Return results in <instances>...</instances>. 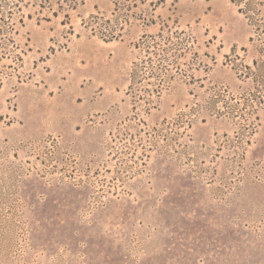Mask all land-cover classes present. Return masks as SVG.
<instances>
[{
	"label": "rangeland",
	"instance_id": "1",
	"mask_svg": "<svg viewBox=\"0 0 264 264\" xmlns=\"http://www.w3.org/2000/svg\"><path fill=\"white\" fill-rule=\"evenodd\" d=\"M254 2L0 0V264H264Z\"/></svg>",
	"mask_w": 264,
	"mask_h": 264
},
{
	"label": "trees",
	"instance_id": "2",
	"mask_svg": "<svg viewBox=\"0 0 264 264\" xmlns=\"http://www.w3.org/2000/svg\"><path fill=\"white\" fill-rule=\"evenodd\" d=\"M231 1L233 3H235V4H240V3L244 2V0H231ZM245 1L248 2L247 3V10L251 9V10H253L252 13L258 15L259 13H257V10H256L255 7L248 8L249 6H253L255 4V2H254L255 0H245ZM240 11H242V10H240ZM246 13H245V15H246ZM246 17H247V19L251 20L250 17H248V16H246ZM91 19L94 20L95 17L92 16ZM92 20H90V21H92ZM101 31H102L101 28H97V27L92 28V32L95 33L96 35H98L100 38H102L105 42H110V41H113V40H117L122 35V28H120L118 30L117 29L113 30L112 32H108V30L105 29V28L103 30L104 32H101ZM103 33H106V34H103ZM143 67L145 68V66H143ZM138 73H139V64L138 63H133L132 70H131V75H130V85L128 87V91L129 92H132V91L133 92H137L139 85L142 84L141 81H140V77H139ZM157 80H158V82L155 84V88L151 90L153 95L156 96V100L159 99L160 90L162 88H164V87H167V85H168L165 80L164 81L160 80V79H157ZM149 97H150V95H149ZM149 97L137 96V99H133V101H135L136 104H139L141 102L143 104V107H145L147 109V111H149L151 108L152 109L155 108V106H153L154 105V101L152 100V98H149Z\"/></svg>",
	"mask_w": 264,
	"mask_h": 264
}]
</instances>
